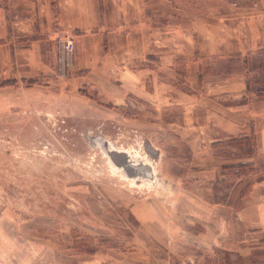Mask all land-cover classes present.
Returning <instances> with one entry per match:
<instances>
[{
    "label": "rangeland",
    "instance_id": "1",
    "mask_svg": "<svg viewBox=\"0 0 264 264\" xmlns=\"http://www.w3.org/2000/svg\"><path fill=\"white\" fill-rule=\"evenodd\" d=\"M169 2L170 17L156 14L154 20L186 26L182 33L188 38L199 24L203 33H216L220 40L226 37L221 20L234 11L242 16L251 4V0ZM217 21L219 25L211 29ZM171 33L175 38L179 30ZM245 58L258 65L260 58L264 61V50L260 56ZM228 59H215L213 70L208 71L204 80L223 84L224 77L247 71L253 89L264 81V66L254 70L249 66L247 70L243 62L235 64ZM212 60L203 61L204 72L207 62ZM59 74L66 76L60 71ZM55 79L47 85L43 79L17 85L16 80L0 75V264H149L154 253L160 252L161 244L173 241L155 238L148 226L149 203L153 205L150 201L177 200L171 214L174 218L191 219L196 207L188 200L208 196L216 165L219 174L225 172L224 178L229 181L219 185L223 191H219L218 197L224 203L219 209V231L214 225V231L220 234L219 247L208 254L215 264L234 258L237 264L243 263L242 257L229 254L228 247L241 251L247 243L241 242L240 234L247 237L254 231L235 217L241 207L242 191L247 193L254 180L264 177V154L260 155L252 142L210 141L224 136L219 128L203 125L209 113L207 107L215 105L213 100L217 99L210 98L208 93L202 96L200 90L196 98L187 99L188 111L177 104L162 111L154 110L155 106L148 103L140 104V108H106L92 91H73L65 88L66 80ZM185 82L183 77L174 80L177 87L191 91ZM171 95L172 101L179 98L173 91ZM248 95L249 99L255 97L250 92ZM184 121L188 125L182 128ZM196 132L206 141L187 144L186 140ZM100 139L111 140L124 149H136L155 165L156 178H125L109 162L99 145ZM191 145L196 149L194 157ZM253 150V156L245 154ZM243 160L253 166L239 168V172L235 168H220L221 164ZM235 183L242 185L237 198L238 187L230 193L227 188ZM227 197L236 203L230 201L227 205ZM160 204L164 209L162 204L166 203ZM168 209L172 210L169 206ZM155 210L153 207L151 212ZM155 226L162 233L167 230L162 219ZM190 239L193 246L199 243Z\"/></svg>",
    "mask_w": 264,
    "mask_h": 264
},
{
    "label": "crops",
    "instance_id": "2",
    "mask_svg": "<svg viewBox=\"0 0 264 264\" xmlns=\"http://www.w3.org/2000/svg\"><path fill=\"white\" fill-rule=\"evenodd\" d=\"M248 9L242 16H237L234 11L221 20L226 37L220 40L216 33H203L199 24L188 38L182 33L187 30L186 26L154 20L156 14L170 17L169 0H0V75L16 80L17 85L35 79H43L45 85L55 78L61 82L66 80L68 86L65 88L92 91L106 108L125 109L129 105L140 108V104L148 103L155 106L154 110L162 111L177 104L188 111L187 99L196 98L201 90L202 96L208 93L210 98L217 99L213 100L215 105L207 107L209 113L203 125L211 124L224 133L222 138L213 137L210 141L217 144L225 139L254 135L261 155L264 154V99H249L247 71L224 77L223 84L204 80L208 71L213 70L215 59L240 56L243 60L263 53L264 0H251ZM219 22H213L211 29ZM178 30L179 34L175 33L173 38L171 32ZM66 34L75 43L73 62L64 72L67 77L61 76L58 70V39ZM207 59L213 60L207 62L206 73L203 61ZM249 66L251 64L246 66L247 70ZM177 77H183L191 91L177 87L174 84ZM172 91L179 95L173 101ZM244 96L248 97V102L239 104L238 100ZM223 99L236 102H224ZM185 125H188L186 121L181 123L182 128ZM204 139L196 132L186 142H203ZM192 151L194 157L196 149L193 146ZM232 162L235 161L229 163ZM214 169L216 171L211 169L214 174L208 196L188 200L196 207L190 214L191 219L174 218L171 214L175 212L177 200L150 201L153 205L149 203L148 226L155 238L173 241L170 244L161 241L160 252L154 253V260L149 264L216 263L208 253L219 247V209L220 204L224 205L218 197L219 191H223L219 185L229 180L219 181L226 173L219 174L218 165ZM237 187L235 183L227 188L230 193ZM241 189L242 185L236 189V198ZM240 200L241 207L235 219L250 225L254 231L247 237L240 234L241 242L247 243L241 251L228 247L231 253L227 252L242 257L245 261L241 264H264V180H254ZM230 201L227 197L225 203L229 205ZM235 201H231L233 205ZM163 202L166 203L162 204L164 209L160 204ZM153 207L156 210L151 212ZM204 211L206 215L202 213ZM136 217L143 224L141 218ZM160 219L167 225L164 233L155 226ZM186 238L189 241H184ZM190 238L200 244L193 246ZM235 259L222 264H237Z\"/></svg>",
    "mask_w": 264,
    "mask_h": 264
},
{
    "label": "trees",
    "instance_id": "3",
    "mask_svg": "<svg viewBox=\"0 0 264 264\" xmlns=\"http://www.w3.org/2000/svg\"><path fill=\"white\" fill-rule=\"evenodd\" d=\"M231 61L235 62V64L239 63V62H244V64H247V65H250V62H249V59L248 58H245V59H241L240 56H236V57H233V58H230ZM252 64V63H251ZM264 66V61L258 65H256L255 63L251 65V69L254 70V69H258V68H261ZM258 82V81H257ZM259 83V86L256 87V88H252V84H251V79L249 78L248 76V79H247V90L248 92L250 93H253L255 95V97L257 99H264V81L263 82H258ZM248 98L246 96L242 97L240 100H238V103L239 104H245L248 102ZM229 144L231 143H242V142H252V145L253 147L256 146V140H255V136L252 135L250 137H246V136H240V137H235V138H231L229 141H227ZM218 143V142H216ZM240 146V145H238ZM239 148V147H238ZM245 154L247 156H253L254 155V150L253 152L252 151H245ZM246 155L242 156L241 158L245 157ZM240 157V156H238ZM246 166H253L252 165V162H246V160H243V161H238V162H232V163H227V164H223L222 165V168L223 169H227V168H235L236 172H239V168H244ZM226 178H221L219 179V181H225ZM259 181L261 180H264V177H260L258 178ZM246 194V191H242L240 197L242 198L244 195ZM221 200V198H220Z\"/></svg>",
    "mask_w": 264,
    "mask_h": 264
},
{
    "label": "water",
    "instance_id": "4",
    "mask_svg": "<svg viewBox=\"0 0 264 264\" xmlns=\"http://www.w3.org/2000/svg\"><path fill=\"white\" fill-rule=\"evenodd\" d=\"M99 145L103 148L110 160L117 164V166H123L125 168L126 175H123L125 178L138 176L151 178L153 176L151 164H131L129 156L126 152L109 149V144L105 139H100Z\"/></svg>",
    "mask_w": 264,
    "mask_h": 264
},
{
    "label": "built area",
    "instance_id": "5",
    "mask_svg": "<svg viewBox=\"0 0 264 264\" xmlns=\"http://www.w3.org/2000/svg\"><path fill=\"white\" fill-rule=\"evenodd\" d=\"M59 56H58V70L61 74H65V69L73 62V53L75 49L74 39L69 35L59 36Z\"/></svg>",
    "mask_w": 264,
    "mask_h": 264
},
{
    "label": "bare ground",
    "instance_id": "6",
    "mask_svg": "<svg viewBox=\"0 0 264 264\" xmlns=\"http://www.w3.org/2000/svg\"><path fill=\"white\" fill-rule=\"evenodd\" d=\"M108 144H109V149L111 150H117V151H124L129 155V161L131 162V164L134 165H138L139 163H144V164H151L149 160H146L145 157L143 155H140V153L135 149V150H131V149H124L122 147H118L117 145H115V143L111 140H108ZM105 153V152H104ZM106 154V153H105ZM108 157V156H107ZM109 159V162L111 164H113V166H115V168L117 167V170H119L123 175H126L125 172V168L123 166H117V164H115L112 160ZM152 165V164H151ZM153 168V176L152 178H150V180H153L154 178H156V167L155 165L152 166ZM140 177V176H138ZM136 179L133 177L127 178V179ZM145 180H149V179H145Z\"/></svg>",
    "mask_w": 264,
    "mask_h": 264
}]
</instances>
